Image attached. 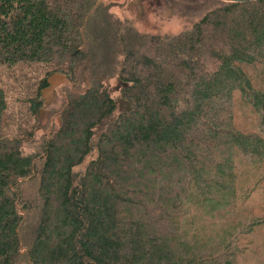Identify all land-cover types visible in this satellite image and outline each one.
<instances>
[{"label":"trees","instance_id":"1","mask_svg":"<svg viewBox=\"0 0 264 264\" xmlns=\"http://www.w3.org/2000/svg\"><path fill=\"white\" fill-rule=\"evenodd\" d=\"M117 1L0 0V264H240L264 235V0L169 34Z\"/></svg>","mask_w":264,"mask_h":264},{"label":"rangeland","instance_id":"2","mask_svg":"<svg viewBox=\"0 0 264 264\" xmlns=\"http://www.w3.org/2000/svg\"><path fill=\"white\" fill-rule=\"evenodd\" d=\"M111 1V0H107ZM127 1V2H126ZM122 4L115 11L127 16L129 23L143 31L169 34L179 31L193 23L199 16L218 5L216 0H141V11L130 0H118ZM116 81L114 80V85ZM57 92L48 105L58 106L63 97ZM49 100L52 99L51 95ZM46 112L43 115L45 118ZM246 240V239H245ZM245 243L238 258L240 264H264V235L257 234Z\"/></svg>","mask_w":264,"mask_h":264},{"label":"water","instance_id":"3","mask_svg":"<svg viewBox=\"0 0 264 264\" xmlns=\"http://www.w3.org/2000/svg\"><path fill=\"white\" fill-rule=\"evenodd\" d=\"M139 1L140 0H134L131 3V5H136L137 8L141 11V7H140ZM221 1H227V2H248V1H255V0H221ZM54 79H55V76H51L49 78V82H50L49 88L44 91V97L46 99V105L47 106L50 104L49 96H50L51 92L54 91L55 88H56V84H55ZM124 104H126L127 107L130 106V104L128 102H124ZM45 111H46V109H43V111L41 113V117L43 116Z\"/></svg>","mask_w":264,"mask_h":264},{"label":"flooded vegetation","instance_id":"4","mask_svg":"<svg viewBox=\"0 0 264 264\" xmlns=\"http://www.w3.org/2000/svg\"><path fill=\"white\" fill-rule=\"evenodd\" d=\"M131 2H133L134 0H130ZM141 1V0H140ZM140 1H139V3H140ZM132 6V5H131ZM140 7H141V4H140ZM56 89V88H55ZM55 94H56V91L54 90V91H52L51 92V97H52V99L50 100V101H52V100H54V96H55ZM50 99V98H49Z\"/></svg>","mask_w":264,"mask_h":264}]
</instances>
